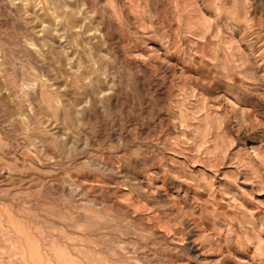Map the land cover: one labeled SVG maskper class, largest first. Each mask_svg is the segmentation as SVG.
Segmentation results:
<instances>
[{"label":"rangeland","instance_id":"rangeland-1","mask_svg":"<svg viewBox=\"0 0 264 264\" xmlns=\"http://www.w3.org/2000/svg\"><path fill=\"white\" fill-rule=\"evenodd\" d=\"M0 264H264V0H0Z\"/></svg>","mask_w":264,"mask_h":264}]
</instances>
